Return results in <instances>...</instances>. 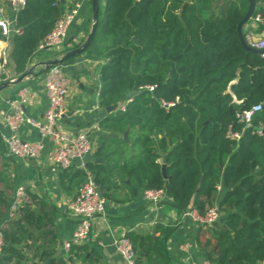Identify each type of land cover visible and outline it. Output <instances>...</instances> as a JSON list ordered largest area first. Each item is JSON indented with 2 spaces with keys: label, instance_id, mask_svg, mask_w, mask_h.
<instances>
[{
  "label": "trees",
  "instance_id": "trees-1",
  "mask_svg": "<svg viewBox=\"0 0 264 264\" xmlns=\"http://www.w3.org/2000/svg\"><path fill=\"white\" fill-rule=\"evenodd\" d=\"M255 2L252 18L264 19V0ZM170 3L179 7L177 12ZM247 7V0H105L93 42L83 53L104 59L100 106H124V111L106 113L99 126L118 134L128 130L142 145L122 165L130 183L162 190L179 213L194 210L203 216L216 205L219 220L195 235L200 257L215 264L264 263V59L244 51L237 38L236 25ZM65 8L66 0H27L15 13L13 28L20 33L9 39L6 72L11 77L27 71ZM162 103L172 106L166 111ZM257 104L261 111L244 126L237 115ZM229 132L239 141L231 140ZM112 143L125 144L121 138ZM102 150L96 148L94 156ZM86 167L100 191L106 190L101 175L111 165L90 161ZM73 175L78 187L83 173L74 170ZM49 224L42 210L24 205L21 216L2 230V264H28L32 249V257L46 264L93 257L82 245L64 259L41 247V239L54 241L53 233L45 231ZM170 231L156 225L149 235L126 233L136 264H169L159 235L166 238Z\"/></svg>",
  "mask_w": 264,
  "mask_h": 264
},
{
  "label": "crops",
  "instance_id": "crops-1",
  "mask_svg": "<svg viewBox=\"0 0 264 264\" xmlns=\"http://www.w3.org/2000/svg\"><path fill=\"white\" fill-rule=\"evenodd\" d=\"M104 3L105 0H99L100 8ZM74 4H78L80 8L63 46L44 52L46 56L41 60L32 59L27 67V70H32V74L22 82L8 86L0 92V197L2 195L6 203V208L0 210V221L6 216L15 190L18 187L24 188L30 197L31 208L42 210L50 221L45 231L54 235L52 243L49 239H41L39 242L43 246L52 248L55 257L63 259L65 256L61 245L71 237L75 227V218L68 210V204L77 189L78 179L73 175L76 169L72 166L61 174L62 171L52 164L51 153L54 143L51 140L45 141L44 150L37 159L24 161L10 159L2 141L8 134L2 117L8 110L6 102L17 101L18 93L26 90L27 101L21 106L22 112L33 121H42L47 108V97L43 89L46 72L38 74L41 70L39 63L62 57L64 53L82 43L90 30L91 3L89 0H66L67 8ZM243 34L254 37L258 35L251 23L244 26ZM2 46L4 45L0 43V48ZM102 65H104L103 58L93 55L88 57L84 54L76 57L73 63L63 65L64 74L69 77L71 83L66 97L65 115L58 121V128L70 135L85 132L94 149L88 162L108 164L111 168L101 175L105 179L106 189L101 191L102 196L107 194L104 214L93 220L89 240L82 244L87 252H93V257L79 256L72 261L66 258L62 264H124L115 249V240L126 233L149 235L156 225L171 230L166 238L159 235V242L169 264H203L204 260L198 254L195 245L197 232L195 225L184 220L182 213L175 210L168 199L157 204L144 201L143 190L131 184L123 170V163H128L129 159L139 152L136 151L139 144L134 135L128 130L118 134L99 126V122L106 115L104 107L99 104V73ZM6 74L7 80L16 78L11 77L7 72ZM18 135L26 142L39 140L38 131L28 124L20 128ZM119 138L125 144L114 145L112 142ZM98 147H103V150L101 156L96 157L94 151ZM112 150H116L115 155H107ZM96 159H101V162H95ZM157 236L158 234L155 237ZM31 263L46 264L41 261Z\"/></svg>",
  "mask_w": 264,
  "mask_h": 264
},
{
  "label": "built area",
  "instance_id": "built-area-1",
  "mask_svg": "<svg viewBox=\"0 0 264 264\" xmlns=\"http://www.w3.org/2000/svg\"><path fill=\"white\" fill-rule=\"evenodd\" d=\"M27 0H0V43L4 46L0 48V75L6 74L7 48L10 36L19 34L18 29L13 28L15 13L25 6ZM80 6L74 4L65 8L64 14L55 21L50 32L40 41L35 54H41L61 48L66 41L70 26L78 15ZM248 23H251L257 37L253 35H244L245 43L252 49L264 51V19L259 16L253 17ZM264 59V52L260 55ZM70 79L64 74L63 65L53 66L46 71L43 81V89L47 97V108L43 119L40 122L33 121L25 116L21 106L27 101V91L22 90L17 95V101L6 102L7 112L3 115V122L7 128L2 141L7 156L15 161H24L27 159H37L45 147V141L51 140L54 148L51 153V162L59 170L69 167H75L83 173V181L77 187L73 199L68 204V210L75 218V227L71 237L61 245L64 256H67L72 247L80 246L87 242L90 237L92 222L95 218L103 216L105 211V198L100 194L99 186L94 180V176L87 169L86 163L93 153V146L85 132L75 135L67 134L58 128V121L65 115L66 97L70 87ZM149 91L152 87H147ZM167 111L172 103H162ZM124 111V106L119 107ZM261 104L252 106L249 110L237 115V118L244 126L251 125L254 114L260 112ZM28 124L35 128L39 134V140L35 142H26L19 138L20 128ZM257 134L261 135L258 130ZM228 137L236 142L239 141L238 134L228 133ZM220 190V187H217ZM142 198L144 201L157 204L165 199L162 190H143ZM31 200L24 188L18 187L9 204L4 221L0 223V264H2L4 240L2 230L6 229L8 224L21 216V210L24 205H30ZM219 213L216 205L209 208L201 216L196 211H184L182 218L192 222L197 229L209 228L219 220ZM114 246L124 264H136L135 253L130 241L123 235L118 237ZM203 264H215L204 261Z\"/></svg>",
  "mask_w": 264,
  "mask_h": 264
},
{
  "label": "water",
  "instance_id": "water-1",
  "mask_svg": "<svg viewBox=\"0 0 264 264\" xmlns=\"http://www.w3.org/2000/svg\"><path fill=\"white\" fill-rule=\"evenodd\" d=\"M247 3H248L247 11L245 12L244 16L240 19V21L236 25L237 38H238V41H239V43H240V45L244 51L251 53V54L260 55L264 51H259V50H255V49L250 48L245 43V40H244L243 28L246 24H248V22L252 18V14L255 10V5H256L255 0H247ZM98 13H99V0H91V26H90V30H89L85 40L78 47L71 49V50L67 51L66 53H64L62 55V57H60V58L52 59V60L45 61V62H40L39 66L43 69L44 72H46L49 68H51L53 66L64 65V63L68 59L76 58V57L82 55L89 48V46L93 42V39H94V36L96 33V29L98 26ZM132 40L134 43H136L135 39H132ZM30 74H32L31 69L27 70L25 73L21 74L20 76L16 77L15 79H9V80H6L4 82H1L0 83V92L3 89L7 88L8 86L22 82ZM119 107H120V103L116 102V103H113L111 105L104 107V111H105V113H111V112L118 110ZM123 138L124 139L126 138V132L123 134ZM95 162H101V159H96ZM160 164H161L162 176H163V178H166L165 173H164V170H165V159H164V157H162ZM100 194L102 195L103 192L100 191Z\"/></svg>",
  "mask_w": 264,
  "mask_h": 264
},
{
  "label": "rangeland",
  "instance_id": "rangeland-1",
  "mask_svg": "<svg viewBox=\"0 0 264 264\" xmlns=\"http://www.w3.org/2000/svg\"><path fill=\"white\" fill-rule=\"evenodd\" d=\"M173 5V6H176L175 4H173V3H170L169 5ZM216 4H218V2L216 3ZM177 9H179V7L177 8V6H176V11L175 12H177ZM43 56H46L45 55V53L43 54V53H41V55H36L35 57H33V60H35V61H37V60H41V59H43ZM69 78V77H68ZM135 137V139L137 138V136L135 135L134 136ZM139 137V136H138ZM142 137V135L140 136V138ZM141 148H142V145H141V143L139 144V146H138V149L136 150V151H140L141 150ZM1 202L3 203V204H0V210L1 209H3V208H6L5 207V201H4V199H2V195H1ZM38 244L42 247V243H40V242H38ZM34 255V249H32L30 252H29V254H28V262L29 263H31V262H35L36 260H35V258H33L32 256Z\"/></svg>",
  "mask_w": 264,
  "mask_h": 264
}]
</instances>
